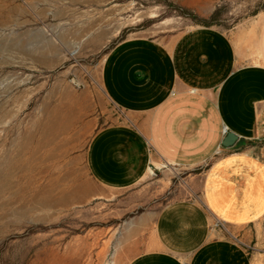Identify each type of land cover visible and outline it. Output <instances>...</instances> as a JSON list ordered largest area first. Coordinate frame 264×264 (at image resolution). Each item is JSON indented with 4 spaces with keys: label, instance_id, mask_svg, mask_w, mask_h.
Masks as SVG:
<instances>
[{
    "label": "rangeland",
    "instance_id": "374dc122",
    "mask_svg": "<svg viewBox=\"0 0 264 264\" xmlns=\"http://www.w3.org/2000/svg\"><path fill=\"white\" fill-rule=\"evenodd\" d=\"M98 6L106 41L93 53L88 16ZM263 8L264 0H0V158L29 144L24 176L0 181V264H127L149 249V211L195 171L174 170L169 184L154 172L124 190L91 178L86 150L119 114L102 94L101 60L131 34L172 35L215 12L211 27L228 31ZM252 247L260 264L264 242Z\"/></svg>",
    "mask_w": 264,
    "mask_h": 264
},
{
    "label": "crops",
    "instance_id": "0c3cea01",
    "mask_svg": "<svg viewBox=\"0 0 264 264\" xmlns=\"http://www.w3.org/2000/svg\"><path fill=\"white\" fill-rule=\"evenodd\" d=\"M93 9L94 53L106 37L105 13ZM100 69L102 94L119 114L86 150L91 178L124 190L154 172L169 184L174 170L195 171L149 211V249L127 264H257L249 250L264 242V8L228 31L131 34ZM227 131L238 135L230 147L221 144Z\"/></svg>",
    "mask_w": 264,
    "mask_h": 264
},
{
    "label": "bare ground",
    "instance_id": "6f19581e",
    "mask_svg": "<svg viewBox=\"0 0 264 264\" xmlns=\"http://www.w3.org/2000/svg\"><path fill=\"white\" fill-rule=\"evenodd\" d=\"M65 125H66V123L64 124V126ZM56 128H57V130H61L63 128V125L60 124V125L56 126ZM13 148H14V155L11 156L9 154L8 155L5 154V157L3 156V158H0V181H4L5 183L8 181L7 179H9L10 177L11 178L15 177L16 175H18V173L20 174L24 171L26 172V170H27V167L25 166V162H26L25 156L28 153L29 144H26V143H20L17 145L15 144V146ZM23 174H20L21 176L20 175L19 176L22 177ZM9 182H10V180H9ZM21 209H22V207H21ZM23 212H24V209H23Z\"/></svg>",
    "mask_w": 264,
    "mask_h": 264
},
{
    "label": "water",
    "instance_id": "95a60500",
    "mask_svg": "<svg viewBox=\"0 0 264 264\" xmlns=\"http://www.w3.org/2000/svg\"><path fill=\"white\" fill-rule=\"evenodd\" d=\"M238 139V135L232 131H227L221 141L222 146L230 147L232 146Z\"/></svg>",
    "mask_w": 264,
    "mask_h": 264
},
{
    "label": "trees",
    "instance_id": "16d2710c",
    "mask_svg": "<svg viewBox=\"0 0 264 264\" xmlns=\"http://www.w3.org/2000/svg\"><path fill=\"white\" fill-rule=\"evenodd\" d=\"M184 12H185V11H184ZM186 12H188V11H186ZM191 15H192V14H191ZM216 15H217V12L213 13V15H212L209 19H197V17H195V15H192V16H193L194 18H196V19L199 21L200 25L211 27V25H212V20L215 18Z\"/></svg>",
    "mask_w": 264,
    "mask_h": 264
}]
</instances>
